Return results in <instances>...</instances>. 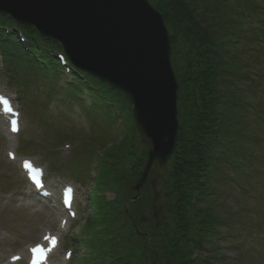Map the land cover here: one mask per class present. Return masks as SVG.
Returning a JSON list of instances; mask_svg holds the SVG:
<instances>
[{"label":"rangeland","instance_id":"rangeland-1","mask_svg":"<svg viewBox=\"0 0 264 264\" xmlns=\"http://www.w3.org/2000/svg\"><path fill=\"white\" fill-rule=\"evenodd\" d=\"M259 14L263 15L261 12ZM242 37L239 45L230 46L231 49L225 54L227 60H235L240 64V74L246 72L247 75L244 78L240 74L236 76L240 79L230 85L229 95L224 100H229L231 105L242 103V106H238L240 109L233 105L235 107L228 110L241 113L246 118L240 121L239 129L235 126L228 129L227 135L230 137L218 136L219 141L214 149L224 157V163L220 165L217 176L211 179V184L219 194L212 196L208 202L225 222L219 229L222 238L216 239L215 250L208 248L204 254L209 253L215 264H264V43H260L255 32L245 33L244 36L242 33ZM244 41L246 43L240 44ZM7 46L8 51L12 52L13 44ZM33 73V68L28 66L24 67L22 73L12 71L0 59L1 91L10 93L14 98L17 96L16 102L24 112L23 129L18 136L9 134L8 126L5 129L0 126V264H14L10 262L9 256L27 252V247L41 241L45 232L59 234L62 239V250L56 252L51 264H60L67 249L74 251L69 264H75L76 259L85 252L83 245L79 244V233L92 215V188L95 185L93 201L97 200V194L105 196L107 200H113L117 194L107 182L105 173H101L102 160L98 156L105 144L99 137L103 132L109 135V129L105 128L102 119L94 127L85 118L89 111L87 106L94 101V96H81L87 106L77 103L75 95L68 96L72 101L65 95L53 99L52 95L48 96L50 94L45 89L48 87L43 77ZM67 79H70L67 73L61 75L56 85L65 87ZM238 95L251 100L238 99ZM253 105L257 107L256 111ZM243 106L248 109H242ZM232 118V115L230 119L226 118L224 126ZM122 119L123 116L120 121ZM22 145H25L24 149ZM18 148L21 154L15 160L10 159L8 150L15 151ZM25 157L37 160L46 169L47 181L52 188L71 182L75 184L77 217L71 218V229L66 233L61 226L59 213L49 210L46 204L34 198L26 197L29 190L20 167V161ZM72 160H75L73 169L70 168ZM55 163L57 167L54 168ZM172 169L171 160L164 166H158L155 171L151 170L150 175L154 171V176L150 182L153 189L150 197L155 204L153 211H150L145 210L143 202L140 203L141 222L148 223L153 218L157 222L169 220L165 210L168 201L165 202L164 177ZM72 172L76 180L71 176ZM244 174L248 178H243ZM145 182L146 185L148 181ZM124 187L128 185L124 184ZM131 191L135 192L133 187L126 189V193ZM59 193L55 192L56 195ZM131 204L128 202L127 206ZM255 230L260 231L262 238H258L259 243L250 249H244L245 239ZM192 256L195 258L198 252H192Z\"/></svg>","mask_w":264,"mask_h":264},{"label":"trees","instance_id":"trees-1","mask_svg":"<svg viewBox=\"0 0 264 264\" xmlns=\"http://www.w3.org/2000/svg\"><path fill=\"white\" fill-rule=\"evenodd\" d=\"M150 1L163 13L171 32L172 59L180 84L178 149L172 157L173 169L164 177L165 202L168 201L165 210L169 220L157 222L153 218L148 223L141 222L142 208L139 206L144 204L145 210L153 211L150 182L157 166L143 188L141 198L130 206L138 228L150 235V241L147 242V236L144 238L137 233L125 211L124 203L134 194L132 191L126 193V189L133 187L139 179L146 160V148L142 146L140 136L131 122L129 128L132 130L104 152V158L113 160V163L102 160L103 172L107 182L115 187L117 195L113 203L100 199L97 201L96 218L94 224L89 226L87 236L95 239L96 264H147V258L151 264H215L209 253L203 255L201 252L208 248L215 250L216 244L211 240L225 222L208 202L212 196L219 194L211 184L212 177L217 176L221 165L213 153L218 144V129L219 134L223 129V92H229L230 85L240 79L236 76L241 70L240 64L235 60H227L225 54L231 45L236 46L242 41L237 36V33H242L244 26L240 21L249 12L250 1L255 3L256 0ZM0 23L16 26L10 16H0ZM20 27L31 40L33 51L44 48L42 59L48 67H44L46 73L40 71L36 76H42L47 83V78H50L47 71L58 75L60 68L56 59L50 58L48 53L55 49L62 50V46L42 38L31 26ZM233 38L237 40L236 43L231 40ZM244 43L246 41L240 44ZM8 57L14 67L21 66L17 62L18 58L11 54ZM23 69L19 67L18 72L22 73ZM246 75V72L240 74L241 78ZM93 84L95 87L99 84L109 98L121 100L123 113L131 114L130 104L122 94L98 79ZM225 104L227 112L224 120L225 117H233L223 131L225 136H229L226 135L228 129L232 126L239 129L240 121L246 116L234 110L230 112L228 109L235 106L229 102ZM220 110L222 113H219ZM110 114H105L109 122L112 121ZM124 184L128 187L125 188ZM96 226L100 227L97 232L100 236L95 232ZM196 250L200 254L193 258L192 252Z\"/></svg>","mask_w":264,"mask_h":264},{"label":"water","instance_id":"water-1","mask_svg":"<svg viewBox=\"0 0 264 264\" xmlns=\"http://www.w3.org/2000/svg\"><path fill=\"white\" fill-rule=\"evenodd\" d=\"M0 12L60 41L77 66L127 94L149 143L136 200L155 162L166 165L177 147L178 84L163 15L148 0H0Z\"/></svg>","mask_w":264,"mask_h":264},{"label":"snow or ice","instance_id":"snow-or-ice-1","mask_svg":"<svg viewBox=\"0 0 264 264\" xmlns=\"http://www.w3.org/2000/svg\"><path fill=\"white\" fill-rule=\"evenodd\" d=\"M0 99L4 100V103H8V100L4 98L3 96H0ZM46 240H50L53 247H55L56 244V238L55 237H45ZM42 246L37 245L35 248H32L31 251L33 253H36L37 251H40ZM46 251H51V249H46ZM13 259H18V257H14Z\"/></svg>","mask_w":264,"mask_h":264},{"label":"bare ground","instance_id":"bare-ground-1","mask_svg":"<svg viewBox=\"0 0 264 264\" xmlns=\"http://www.w3.org/2000/svg\"><path fill=\"white\" fill-rule=\"evenodd\" d=\"M58 248H60V245H59V247Z\"/></svg>","mask_w":264,"mask_h":264}]
</instances>
